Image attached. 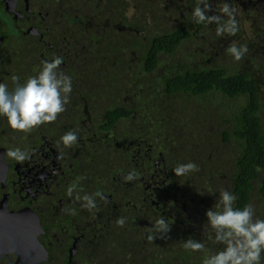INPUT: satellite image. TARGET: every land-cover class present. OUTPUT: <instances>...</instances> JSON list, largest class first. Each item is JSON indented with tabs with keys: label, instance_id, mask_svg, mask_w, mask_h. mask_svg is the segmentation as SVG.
I'll list each match as a JSON object with an SVG mask.
<instances>
[{
	"label": "trees",
	"instance_id": "16d2710c",
	"mask_svg": "<svg viewBox=\"0 0 264 264\" xmlns=\"http://www.w3.org/2000/svg\"><path fill=\"white\" fill-rule=\"evenodd\" d=\"M64 1L59 8L64 15L59 27L62 32L57 30L61 34L55 38H65L61 53L53 46L34 51L29 41H26L27 46L20 41L19 46L13 35L4 32L20 47L11 50L5 59L21 83L36 74L42 61L63 57L60 71L71 76L73 91L66 110L58 114L55 122L41 125L39 129L60 151L61 158L71 160L79 147V155L96 159L89 165L91 170L108 169L116 174L118 156L113 147H107L108 135L105 137L103 131L111 129L120 135L127 131L132 144L128 146L127 159L134 158L139 140L164 152L167 160L174 156L172 151L177 147L183 151L180 153L185 160L183 163L195 162L199 166L198 173L203 172L201 176L193 172V177H189V184L194 179L195 186L196 180L218 175L221 170L218 162L212 165L207 159L208 148L223 149L230 143L233 150L235 146L240 148L238 155L228 160L236 163L232 174V188L237 196L234 207L242 208L250 203L256 189L264 219V60L261 59L264 56V0H253L262 6L250 5L247 9L242 4L246 0H226L232 8L237 7L239 31L235 36L222 37L216 36L215 23L197 24L191 19V13L182 18V3L177 4L176 0H135L129 15L124 0ZM209 3L213 9L209 15H222L218 10L225 0H209ZM191 4L194 8L197 0H190L188 5ZM174 8H177L175 17ZM245 21L252 40L244 41ZM233 43L247 45L248 51L240 61H235L227 52ZM194 45H197L195 52L189 55ZM14 56L19 61L12 63ZM252 56L257 57L258 66H252ZM111 94L119 96V103L130 113L133 100L141 104L143 112L136 120L132 118L130 125L114 127V123L105 119V114L98 113V109L115 110L113 121L124 116L123 108L118 110L112 104ZM78 119L83 121L82 134L77 133L74 150L65 148L59 138L73 130L64 125ZM80 136L91 139H80ZM186 136L194 146H188ZM12 148L9 146L8 150ZM230 154L223 149L216 157ZM98 175H101L98 171L88 175L91 187ZM105 175L109 177L108 173ZM182 185L186 188L187 182ZM160 244L154 242L150 246L154 260L141 263L134 254L124 256L125 246H103L111 253L114 264H124L116 262L115 258L123 262L130 258L131 264H181L184 261L188 252L182 242L178 246ZM197 259L189 257V264H195ZM89 260L95 262L92 255ZM98 264L102 263L98 261Z\"/></svg>",
	"mask_w": 264,
	"mask_h": 264
},
{
	"label": "flooded vegetation",
	"instance_id": "af4514ba",
	"mask_svg": "<svg viewBox=\"0 0 264 264\" xmlns=\"http://www.w3.org/2000/svg\"><path fill=\"white\" fill-rule=\"evenodd\" d=\"M189 1H175L177 4L182 3V18L186 17V13H192L193 6L188 5ZM64 2L0 0V83H6L9 87L13 85L11 80H8L13 72L5 57L11 50L20 48L16 46L20 41L26 46V41H29L30 49L34 51H42L46 46L56 47V51L60 53L63 51L65 38H55L59 31L62 32L59 27L64 15L59 8ZM131 2L135 4V0ZM242 4L245 5L244 9L250 8V5L257 8L262 6L253 0H246ZM5 31L17 39V44L12 43ZM110 97H113L112 104H115L118 110L123 108L124 116L113 121L112 113L115 110L98 109V113L101 116L105 114V119L109 120L110 124L114 123V127L130 125L132 118L136 120L137 115L143 112L141 104L134 100L131 105L133 111L130 113L119 103V96L111 94ZM73 122L64 126L81 135L83 121L78 119ZM6 127V121L0 119V129H10ZM103 132L105 137L108 135L107 147H113L118 156L116 174H112L108 169L104 172L100 168L91 170L89 165L96 159L79 155V147H76L77 151H74L71 160L62 159L60 151L51 145L50 138L42 136L43 131L36 133L34 130L24 133L26 135L19 139L18 147L30 155L29 160L19 164L7 156L8 149L5 148L12 146V143L4 141L0 133V142L7 143V146L0 144V149H5L0 155V163L4 165L7 173L4 187L0 182V211L7 207L9 211L22 213L29 220V233H33L41 244L40 246L36 241L40 249L32 248L27 254H20L17 235V245H12L10 251H6L4 244H0V264H98V261L102 264H114L111 253L105 250L103 245L125 246L124 256L134 254L141 263L154 260L150 251L154 242H161L160 246L166 243L178 246L179 242L183 244L189 238L204 242L207 251H187L181 264H189V257L191 260L197 257V264L199 258L208 254V251L222 249L221 247L217 250L219 245L207 240L208 232L205 230L206 210L210 207L214 209L215 200L221 190L215 191L214 183L208 181L203 184L196 180L197 184L194 186L192 179L189 184V177H193V172L181 176L180 179L175 176L172 169L176 164L185 161L184 157L180 156L183 151L176 147V151H172L174 156L167 160L164 152L154 150L151 144L139 140L134 158L127 159L128 146L132 145L131 134L126 131L120 135L111 129ZM79 138L91 139L83 136ZM185 141L188 146H194L187 136ZM174 158L177 161H174ZM92 171L101 174L95 177L97 180L93 187L88 179ZM133 171L137 174V179L126 182L124 176ZM107 173L109 177H106ZM202 173L198 175L201 176ZM184 181L187 182L186 188L182 185ZM73 184L77 187L69 197L67 189ZM85 194L92 195L96 201V208L91 211L81 206L82 200L76 199L77 195L82 197ZM70 209L75 210L74 215L70 214ZM121 217L125 219L123 227L116 224L117 219ZM161 217L172 224L171 231L164 235L154 232L152 227ZM9 218V213L0 214V220ZM149 234L156 236L153 241L147 239ZM9 236L13 240L12 230ZM91 255L95 262L89 260ZM123 260L126 262L115 258L116 262L131 264L130 258ZM199 264H202V261Z\"/></svg>",
	"mask_w": 264,
	"mask_h": 264
},
{
	"label": "clouds",
	"instance_id": "9594fccd",
	"mask_svg": "<svg viewBox=\"0 0 264 264\" xmlns=\"http://www.w3.org/2000/svg\"><path fill=\"white\" fill-rule=\"evenodd\" d=\"M203 5V7H201ZM209 0H197V5L192 10L193 22L197 24H217L216 36L222 37L225 34L235 36L239 31V24L236 20L235 9L226 2L219 13L222 15H209L212 11ZM227 17V20H224ZM247 45L237 46L235 43L227 48L228 54L235 61H240L247 53ZM12 63L19 61L15 56ZM63 57L55 56L51 60L41 62L42 67L35 75L20 82L18 75H12L11 80L14 85L12 90L6 83H0V119L6 121L7 126L21 133H30L33 129L50 124L57 120L58 114L66 110L69 97L73 91L71 76L60 71ZM10 64V63H8ZM10 67V66H9ZM78 142L76 131H67L59 138L65 148L72 147ZM5 150V149H4ZM2 153L0 152V155ZM7 156L19 164H23L30 159L28 152L21 148L7 150ZM5 170L0 163V172ZM175 176L181 177L192 172L199 171V166L192 161L181 163L172 169ZM6 176L4 184H6ZM137 179V174L129 172L124 176L126 182ZM76 185L68 187L67 195L71 197L76 190ZM77 200H82V207L91 211L96 208V201L92 195L85 194L82 197L77 195ZM237 196L225 189L219 192L215 200V207L206 210V221L208 232L207 240L215 245H222V249L210 252L202 257V264H264V219L256 217V211L252 203L244 205L242 208L234 207ZM70 214H75L74 209L69 210ZM116 224L123 227L125 219L118 218ZM13 240L11 239L10 228L0 227V244H4L5 250L10 251V244L17 245L16 237L22 229L15 228L11 224ZM171 225L164 218L155 221L153 231L167 234L171 231ZM27 233H29L27 231ZM156 236L149 234L147 239L153 241ZM20 241V237L18 236ZM182 247L188 252L205 253L206 245L196 239H186ZM28 247L23 246L20 254H27Z\"/></svg>",
	"mask_w": 264,
	"mask_h": 264
},
{
	"label": "rangeland",
	"instance_id": "374dc122",
	"mask_svg": "<svg viewBox=\"0 0 264 264\" xmlns=\"http://www.w3.org/2000/svg\"><path fill=\"white\" fill-rule=\"evenodd\" d=\"M125 2H128L127 3V5H128V12H127V14L129 15L130 13H131V11H132V9H131V7L134 5V3L133 2H131V0H124ZM235 0H232V2H234ZM201 6H203V5H201ZM176 9L177 8H174L173 10H172V12H173V15H174V17L177 15V13H176ZM234 9L235 10H237V7L235 6L234 7ZM241 9V8H240ZM254 13V12H253ZM239 15H241V12H239L238 13ZM254 16V15H253ZM244 27H245V29H247V32H246V34H245V37H244V41L245 40H252V33L249 31V27H248V23H247V21H245L244 22ZM197 45H194V49H193V47H191L190 49H189V55H191L192 54V52H195V47H196ZM188 47V46H187ZM186 50H184V51H182V53L183 52H185ZM165 59H167V57H165ZM261 59H263L264 60V56H262L261 57ZM173 60V59H172ZM216 60V59H215ZM252 60L253 61H251L252 62V66H258V60H257V57L256 56H252ZM3 126V125H2ZM39 129H41V126H39V127H37V128H35V129H33L36 133L37 132H39V131H36V130H39ZM0 133H1V135H2V138H3V140L4 141H6V142H10V143H12V147L13 148H15L17 145H19L18 143H19V139L21 138V136L22 135H26V134H24V133H21V132H15V131H13V130H10V129H6V130H4V129H0ZM6 142H3V141H1L0 142V144H4V145H6L7 146V143ZM211 144H213V143H209V145H211ZM208 145V146H209ZM214 145V144H213ZM215 146V145H214ZM216 147H218V146H216ZM224 148V150L226 151V153H231V154H234V156L233 155H228V156H225V157H222V158H220V157H216V155L217 154H219V153H222L223 152V149L222 148H220V149H217V148H215V147H213V148H211V147H209L208 149H209V154H208V156H207V159L210 161V163L212 164V165H215V164H217V162H218V164L220 165V168H221V170L219 171V174L218 175H212V176H210L209 178H204V179H198L197 181H199V182H201V183H205L206 181H208V182H210V183H214V185H215V191H219V190H225V189H227V190H229V191H231V192H233V188H232V180H233V177H232V174H233V171H234V169H235V167H236V163H234V161L232 162V161H228V160H232L233 159V157H235L236 155H238V152L240 151V148L238 147V146H235L234 147V149L235 150H233V148H232V146H231V144L229 143V144H227L226 146H223ZM9 147H7V148H5V149H8ZM219 148V147H218ZM213 152V153H212ZM212 153V154H211ZM216 153V154H215ZM264 174V173H263ZM218 184H220V185H218ZM255 192H257V190L255 189L254 191H253V199H252V201L250 202V203H252L253 204V206H254V208H255V211H256V217H259V218H261L262 217V214H261V207L259 208V206H260V203L258 202V195L255 193ZM234 193V192H233ZM262 219V218H261ZM222 247V245H219V249Z\"/></svg>",
	"mask_w": 264,
	"mask_h": 264
},
{
	"label": "water",
	"instance_id": "95a60500",
	"mask_svg": "<svg viewBox=\"0 0 264 264\" xmlns=\"http://www.w3.org/2000/svg\"><path fill=\"white\" fill-rule=\"evenodd\" d=\"M4 151H5L4 149H0L1 153ZM5 176H6L5 170H2L0 172V182L4 183V177ZM0 210H1V208H0ZM2 212L3 213H9L10 218H9V220H0V227L6 229V228H8V225H9V228L11 230V226H12L11 224H14L15 228L22 229V232L18 234V236L20 237V241L18 243L19 250H21V248L23 246L28 247L27 251H30L32 248H39V246L37 245L38 240L35 239L34 234L33 233L32 234L27 233V231L29 232V230H30V224H29V220L26 217H24V215L22 213L17 214L16 212L9 211L7 209V207H4L2 209ZM2 212L0 211V214ZM36 241H37V243H36ZM39 245L41 246V244H39ZM9 246L11 247L12 244H10ZM13 247H14V245H13ZM20 253H21V251H20Z\"/></svg>",
	"mask_w": 264,
	"mask_h": 264
}]
</instances>
